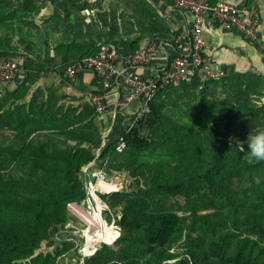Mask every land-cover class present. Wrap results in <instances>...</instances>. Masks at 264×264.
I'll use <instances>...</instances> for the list:
<instances>
[{
    "label": "rangeland",
    "instance_id": "1",
    "mask_svg": "<svg viewBox=\"0 0 264 264\" xmlns=\"http://www.w3.org/2000/svg\"><path fill=\"white\" fill-rule=\"evenodd\" d=\"M21 23L20 21L9 32L10 46L0 45L1 50H9L10 54L23 59V65L29 64V56L35 59L42 57L48 62L55 58L54 43L62 40L65 32H53L54 36H49L44 44L41 37L49 34L48 32L29 31V21ZM24 28L27 30L23 31ZM113 33L117 32L104 31L97 35L111 34L113 37ZM29 34H35L34 38H29ZM103 44L105 43L101 45ZM36 64L39 66L41 63ZM51 64L54 65L51 68L55 72H61L62 67L53 62ZM42 65L46 68L50 66ZM213 70L214 75L191 78L160 93L157 103V111L162 115L160 119L156 117L157 111L150 108L146 113L120 115L119 123L110 128L96 125L92 101L85 94L68 89L61 77L54 81L42 76V73L31 72L20 82L21 85L13 95L0 98V165L3 166L1 174L5 177V188L0 186L1 215L13 214V207L20 206L19 202L25 203L26 207L36 208L51 204L52 198L61 203L66 195L71 197L67 203L69 221L63 226L51 228L49 238L43 241L33 258L52 255L56 264H87V258L104 246L116 248L122 230L116 242L106 244L114 236L111 231L105 234V244H100L97 249L93 244L87 249V238L91 236H85L84 233L83 236L73 234V228L80 230L81 225L70 215V206L84 204L78 198L82 193L84 195V191L86 193V186L93 179V172L105 170L110 178L109 184L117 189L110 195L102 196L103 202L110 209L109 213H105L104 219L109 226L116 220L121 228L119 221L123 218L124 210L135 202L137 196H146L148 186L151 187L148 175L144 176L142 171L149 160L155 161L161 150L153 147L142 150L137 155L139 159L135 158L139 163L135 161L132 170H124L121 166L119 169L121 159L131 155L126 151L132 143L131 139L127 141L128 145L124 144L122 151L119 150L120 146L117 147L120 154L119 161L115 165L111 164L114 169L107 161L99 162L101 153L108 144L115 143L118 137L119 140L122 139L130 131V136H135L137 132L139 137H146L150 141L153 138L161 139L159 142L171 144V149L202 145L212 157H230L234 165L247 161L246 140L249 134L264 131V72L249 71L228 79L225 70ZM133 130L136 132L133 133ZM94 132L98 133L95 138L92 136L95 135ZM206 136L211 139L207 140ZM232 141L244 143L245 152H241L236 144L232 145ZM91 155L96 156L95 160L84 164L81 170L77 168L78 177L74 176L72 167L85 162ZM247 173H244V177H247ZM93 182L96 184L95 180ZM259 184L264 190V177L260 178ZM240 186L244 189L252 188L245 181ZM38 189L49 190L52 197L38 195ZM15 190L18 193H14ZM209 191L210 189H205L190 199L182 195L166 194L150 199L154 205L178 214L185 226L178 243L170 250L171 254L177 253L178 257L164 264H191L182 255L186 249L187 233H203L210 237L212 224L220 221L215 212L227 214L228 207L221 210L212 208L211 202L216 200L217 191L213 189V193L208 195ZM5 193L12 199H5ZM225 200L230 201V198ZM194 229L197 233H194ZM150 263L151 257L148 255L142 259L137 258L132 264ZM122 264L129 263L126 261Z\"/></svg>",
    "mask_w": 264,
    "mask_h": 264
},
{
    "label": "trees",
    "instance_id": "2",
    "mask_svg": "<svg viewBox=\"0 0 264 264\" xmlns=\"http://www.w3.org/2000/svg\"><path fill=\"white\" fill-rule=\"evenodd\" d=\"M54 47L57 55L75 61L93 56L99 50V47L88 48L68 43ZM37 62L29 56V64H24L25 76L31 72L40 74L47 69L42 63L37 66ZM159 97L160 94L150 104L153 111L159 109ZM161 116L157 111V119ZM119 119L118 116L116 125ZM130 133L124 134L123 141L118 137L115 143L108 144L99 162L107 161L114 169L111 164L115 165L119 161L120 154L117 147L122 142L128 145L127 141L131 139L132 143L128 148L126 146L127 150L125 148L131 155L123 157L118 168L121 166L124 170H132L135 161L139 163L135 158L139 159L137 155L142 150L161 148L155 161L149 160L142 171L144 176L148 175L151 187L148 186L146 196H137L135 202L124 210L123 218L119 221L122 236L116 248L104 246L87 258V264H122L126 261L132 264L137 258L142 259L148 255L151 257L150 264H164L175 259L178 254H171L170 250L185 231L184 223L178 214L154 205L150 199L162 194L182 195L190 199L205 189H210L208 195L213 193V189L217 191V198L211 202V206L216 210L228 207L227 214L215 212L220 221L212 224L210 237L208 234H198L195 229L193 231L196 235L188 232L186 249L182 255L191 264H264V190L259 184L260 178L264 177V162L249 164L245 161L241 165H234L230 157H212L202 145L171 149V144L159 142L161 139L153 138L150 141L146 137H139L137 132L135 136H130ZM94 134L93 138L97 137L98 133ZM206 139L210 140L211 137L206 136ZM95 158V155H91L85 162L73 166L72 174L78 177L76 169L81 170L84 164L92 163ZM2 168L0 165V186L5 188ZM245 172H248L247 177H244ZM244 181L252 188H242L240 184ZM38 191L40 196L52 197L47 189ZM10 192L13 193V190ZM14 193H18V190ZM85 194L84 191V195L82 193L78 199L84 200ZM4 195L5 199H12L6 193ZM227 197L230 201L225 200ZM69 198L66 195L61 203L52 198L51 204L36 208L26 207L25 203L18 201L20 206L13 207V214L2 216L0 213V264H56L52 255L41 258L33 256L43 241L49 238L48 233L52 227L63 226L69 221Z\"/></svg>",
    "mask_w": 264,
    "mask_h": 264
},
{
    "label": "crops",
    "instance_id": "3",
    "mask_svg": "<svg viewBox=\"0 0 264 264\" xmlns=\"http://www.w3.org/2000/svg\"><path fill=\"white\" fill-rule=\"evenodd\" d=\"M217 1L211 0V3L215 4ZM226 1L236 6H245L260 16L259 32L264 40V0ZM20 21H29V31L48 32L49 34L41 37L44 44L49 36H54L53 32H65V37L57 40L55 46L68 43L98 48L105 43L115 48L119 54H127L155 42L158 45L155 61L148 68L136 70L137 74L146 78H150L154 69L159 68L168 59L172 60L177 56L175 39L181 36L186 40L192 27V17L178 9L175 0H0L1 47L10 46L9 32L15 25H19ZM26 30L24 28L23 31ZM112 30L117 32L113 33L116 37L111 34L97 35L98 32ZM34 36L35 34H29V38ZM202 39L205 55L211 60L213 68L225 70L228 79L249 71L264 72V52L240 35L227 32L206 20ZM53 54L55 58L49 62L62 67V70L60 73L55 72L54 68H51L53 64L38 57L36 61L50 65L47 70H52L51 74L42 73V76L54 81L61 77L68 89L81 95L85 94L91 101L92 94L97 90L94 75L87 72L74 79L65 78V67L75 60L56 55L54 52ZM0 55L18 57L1 48ZM20 84H8L6 93H0V98L13 95ZM109 98L112 101V96ZM136 109L138 106L131 107L127 114H136ZM96 118L98 127H114L117 121L112 119L110 112L102 116L96 114Z\"/></svg>",
    "mask_w": 264,
    "mask_h": 264
},
{
    "label": "built area",
    "instance_id": "4",
    "mask_svg": "<svg viewBox=\"0 0 264 264\" xmlns=\"http://www.w3.org/2000/svg\"><path fill=\"white\" fill-rule=\"evenodd\" d=\"M175 5L192 17L191 30L186 40L181 36L175 39L177 56L154 69V74L150 78L137 74L136 70L148 68L155 61L158 49L155 42L127 54H119L115 48L103 44L99 46L95 55L71 61L65 67V78L74 79L87 72L94 75L97 90L92 94L91 101L97 115L102 116L110 112L112 119L116 121L118 116L127 115L129 109L135 106H138L136 113H146L150 109V104L162 91H168L191 78L214 75L215 68L205 55V44L202 39L206 20L227 32L240 35L264 52V40L259 32L260 16L249 8L233 5L226 0H218L215 4H212L211 0H175ZM24 72L23 59L0 55V93H6L8 84L22 82ZM43 73L51 74L52 70L46 69ZM109 96H112V101ZM124 147L123 142L119 150L122 151ZM107 174L105 170L94 171L93 179L86 186L85 200L88 202L86 215L98 225L96 229L89 223L86 232L93 237L98 231L104 234L112 231L114 236L106 243L111 244L120 237L121 228L116 220L109 226L104 219L105 213H109L110 209L103 202L102 196L110 195L117 189L116 186L109 184L110 178ZM94 195L102 201L104 205L102 209L97 207ZM100 244L105 243L99 242L95 249Z\"/></svg>",
    "mask_w": 264,
    "mask_h": 264
},
{
    "label": "bare ground",
    "instance_id": "5",
    "mask_svg": "<svg viewBox=\"0 0 264 264\" xmlns=\"http://www.w3.org/2000/svg\"><path fill=\"white\" fill-rule=\"evenodd\" d=\"M95 200H96V203H97V207L102 209V207H104L102 201L100 200V198H98L97 196H95ZM84 204H79V205H75V206H71L70 207V215L73 216L76 221H78V225L80 224L81 225V229L80 230H77V228H73L75 231L73 232L74 235H82L83 236V233L85 236H87V228H88V225L89 223H92V225L98 229V225L96 224V222L90 218L87 217L86 215V211L88 210V202L84 199L82 201ZM104 240H105V234L104 233H101L98 231L97 235L96 236H93L91 238H87V246L86 248L88 249L90 246H92L93 244L94 245H98L99 242H102L104 243ZM92 251V250H91Z\"/></svg>",
    "mask_w": 264,
    "mask_h": 264
},
{
    "label": "clouds",
    "instance_id": "6",
    "mask_svg": "<svg viewBox=\"0 0 264 264\" xmlns=\"http://www.w3.org/2000/svg\"><path fill=\"white\" fill-rule=\"evenodd\" d=\"M247 161L249 164L264 162V131H258L249 134L247 138ZM232 145L236 144L241 152H245L244 143L232 141Z\"/></svg>",
    "mask_w": 264,
    "mask_h": 264
}]
</instances>
